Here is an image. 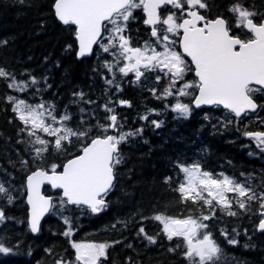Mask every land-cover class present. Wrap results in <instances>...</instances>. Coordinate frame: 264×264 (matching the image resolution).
Segmentation results:
<instances>
[{
    "label": "trees",
    "instance_id": "1",
    "mask_svg": "<svg viewBox=\"0 0 264 264\" xmlns=\"http://www.w3.org/2000/svg\"><path fill=\"white\" fill-rule=\"evenodd\" d=\"M53 2L0 0V68L27 86L24 92H18L7 87L10 81L0 79V184L14 198L9 204L6 197H0V208L5 215L0 222V236L7 237L10 246L19 242L12 254H0V264H54L57 259L74 261L71 242L62 235L67 228L65 216L70 218L73 227L71 241H120L107 250L108 259L102 260V264H188L183 249L168 251L169 247L182 244V238L169 241L162 234V225L150 219L161 212L178 218L198 217L201 212L212 217L203 223L209 226L205 231L212 233L222 249L218 264H264V231L258 230L262 218L260 212L264 210L259 208V201L249 202L250 210L243 211L235 203V194L226 193L233 198L232 210L238 215L228 216L219 206L213 215L203 201L196 204L181 202L179 192L174 190L184 178L177 167L180 163L185 166L199 164L202 171L214 176L223 173L239 183L253 186L257 195L264 193V151L257 147L254 139L244 135L246 131H264V94H254L258 112L240 119L220 107L195 110L191 97H179L190 106L187 117H181L171 111V105L177 99L175 90L167 99H157L150 91L155 88L160 94L167 86V77L157 83L156 76L163 77L158 70L146 72L139 82L133 83V73L124 76L119 72L123 60L112 72L103 67L105 61H115L99 45L90 58L77 60L73 32L56 20ZM234 2L208 0L206 11L212 16L222 14L229 18L232 14L228 8ZM239 2L249 11L264 14V0ZM169 10L166 7L160 12L166 16ZM133 15L136 19L129 21L125 35L130 37L133 46H142L144 41L154 38L143 23L142 10H136ZM175 47L179 51L177 44ZM33 78L36 84L31 83ZM105 80H113V84L109 85ZM194 80L193 72L185 74L184 81ZM191 92L195 90L191 89ZM76 93H83V98L74 95ZM8 96L23 98L31 104H52L57 117L65 112L71 116L65 122L69 127L92 126L93 136L97 134V121L111 123L105 119L110 115L104 110L105 104L114 109L118 123L122 125L119 132L142 129L119 146L124 160L115 169V186L106 197V208L96 215L76 206L67 205L66 210H61L60 193L45 188L44 194L52 198L56 207L43 220L38 235L31 234L25 202L26 176L36 166L49 168L54 162L63 163L70 154H79L80 143L73 137L72 144H65L68 150L65 153H57L50 144L45 159L33 162L32 147L40 146H30L29 141L33 138L19 131L23 125L12 112ZM121 100L130 106L121 105ZM145 114L148 119H141ZM82 120L85 121L83 125ZM153 120L163 123L157 128L151 123ZM38 134L50 142L55 139L42 132ZM109 134L118 133L109 129ZM18 140L21 142L17 143ZM21 158L29 162L26 169L20 164ZM166 178H169L168 183H165ZM140 228L155 236L156 244H150L140 234ZM221 230H226L229 238H235L238 243L229 244Z\"/></svg>",
    "mask_w": 264,
    "mask_h": 264
},
{
    "label": "snow or ice",
    "instance_id": "2",
    "mask_svg": "<svg viewBox=\"0 0 264 264\" xmlns=\"http://www.w3.org/2000/svg\"><path fill=\"white\" fill-rule=\"evenodd\" d=\"M168 6L179 10V14L170 11L165 16L158 11ZM138 9L142 10L145 17L143 23L150 28L151 38L154 39L144 41L142 46H133L130 37L125 33L129 21L136 19L133 13ZM201 9H209L208 0H54L53 2L56 19L73 32L78 44L77 58L91 55L93 46L99 45L100 49L111 55L115 61V63L105 61L103 67L112 72L113 68L123 60L124 64L119 67V72L124 76L133 73L135 76L133 83L139 82L146 72L158 70L163 73V77L158 74L157 83L167 77V86L160 94H157L155 88L150 91L157 99H167L174 95L173 90H175L177 99L175 104L171 105V111L181 117H187L190 106L181 102L179 97L189 96L197 108L202 105L222 106L236 118H242L248 112L257 110L258 104L254 94H264V16L259 22L255 21L252 17L258 13L243 7L239 0L229 5L228 11L232 16L227 19L222 14L212 19L204 15ZM158 25L161 27H157ZM234 28L246 30L245 35L235 32ZM172 37L179 39L174 40ZM177 43L182 51L176 49ZM157 46L163 50L158 51ZM113 49L116 51H112ZM187 72H193L196 79L191 82L184 81ZM0 79L10 81L7 83L9 89L18 92L26 90L27 86L24 82L16 80L3 68H0ZM180 81L184 82L177 87ZM31 83H37L35 78ZM105 83L111 85L113 80H105ZM190 89H194L195 92L189 91ZM74 95L83 98V93ZM7 102L12 105V112L23 125L19 131L26 132L28 137L33 138L29 141L30 146H40L32 147L35 153L32 156L33 162L45 159L44 154L49 151L50 144L57 153H65L68 151L65 144H72L73 137L80 143L79 154H70V158L63 163L54 162L49 168L36 166L26 176V203L30 231L33 234L38 233L42 217L56 207L51 197L42 194L41 186L44 184L50 185L54 190H60L58 199L61 210H66L67 205H73L81 210L86 208L96 214L106 208V197L115 186V169L124 160L119 146L126 142L128 137L139 134L142 129L136 132H119L122 125L118 123L114 109L108 104L104 105V110L110 115L105 119L110 120L111 123L102 124L97 121L95 125L97 134L93 136L92 126L76 129L69 127L65 122L70 120L71 116L65 112L57 117L54 115L55 107L52 104L44 102L31 104L16 96H8ZM86 103H94V101H86ZM120 104L128 105V102L121 100ZM165 107L168 108L169 105L166 104ZM83 111L84 109H81V112ZM207 118L206 116L205 119ZM141 119L147 120L148 115L145 114ZM84 123L85 121L82 120L81 124ZM151 123L159 128L163 122L153 120ZM228 123L231 121L229 120ZM109 129L118 134H109ZM40 132L54 137V141L50 142L42 138L38 134ZM244 135L254 139L257 147L264 151V131H246ZM28 163L27 160L20 159L23 168L26 169ZM177 167L184 174L183 180L174 189L179 192L181 202L191 201L196 204L198 201H203L213 215L216 206H219L228 216H237L238 213L232 210L233 198L226 196V193H233L239 209L248 211L249 202L259 201V208L264 210V193L257 195L251 185L239 183L223 173L214 176L202 171L199 164L185 166L178 163ZM168 182L169 178H166L165 183ZM0 197H6L9 204L13 203L14 198L3 184H0ZM260 216L262 218L259 220L258 230L264 231V211L260 212ZM211 218L203 212L198 217L189 215L186 218H178L163 212L150 217L162 225V234L169 241L182 238L183 243L176 244L175 248L169 247V252L183 249V256L188 264H218L222 249L212 233L205 231L209 226L203 223ZM4 219V211L0 208V222ZM63 220L67 228L62 235L68 237L71 242L75 254L74 261L57 259L54 264H102V260L108 259L107 250L113 244L120 243V241L113 243L71 241L73 235L71 220L67 216L63 217ZM112 227L115 228L116 225L113 224ZM139 231L150 244H156L155 236L148 235L144 228H140ZM221 235L229 244L238 243L235 238H229L226 230H221ZM18 247L19 242L10 246L7 237L0 236V254H12ZM46 251L51 250L46 249Z\"/></svg>",
    "mask_w": 264,
    "mask_h": 264
},
{
    "label": "water",
    "instance_id": "3",
    "mask_svg": "<svg viewBox=\"0 0 264 264\" xmlns=\"http://www.w3.org/2000/svg\"><path fill=\"white\" fill-rule=\"evenodd\" d=\"M162 9V8H161ZM160 9V10H161ZM160 10H158V11H160ZM56 18V17H55ZM57 20V19H56ZM58 21V20H57ZM59 22V21H58ZM60 23V22H59ZM61 25H63V24H61ZM63 26H65V25H63ZM148 27V26H147ZM149 28V27H148ZM150 29V28H149ZM96 46L97 45H94L93 46V52H94V50H95V48H96ZM76 47H77V52H78V44H77V42H76ZM180 51H182L181 49H180ZM77 52H76V58H77ZM93 54V53H92ZM92 54L91 55H89V56H85V57H82V58H77V60H81V59H86V58H90L91 56H92ZM257 103V102H256ZM128 105H125V107H127ZM192 107L195 109V110H200V109H209V108H212V107H214V106H209V105H202L201 107H199V108H197V107H195V104L193 103V101H192ZM220 108H222V109H224L222 106L220 107ZM225 110V109H224ZM258 110H259V105H258V108H257V110L255 111V112H248V113H250V114H255V113H257L258 112ZM114 182H115V180H114ZM25 187H26V182H25ZM45 188H48V189H50L52 192H59L60 193V190H54V189H52L51 188V186L50 185H48V184H44V185H42L41 186V192H42V194H44V189ZM27 191V190H26ZM61 194V193H60ZM45 195V194H44ZM46 196V195H45ZM48 197H50V196H48ZM25 202H26V197H25ZM26 205H27V203H26ZM69 207H73V205H68ZM27 211H28V205H27ZM51 211V210H50ZM50 213V212H49ZM49 213H46L45 214V216L44 217H42V219H41V224H42V222H43V220H44V218L49 214ZM97 214V213H96ZM96 214H94V215H96ZM41 227V226H40ZM31 232V231H30ZM39 233V232H38ZM38 233H36V234H33L32 232H31V234L33 235V236H37L38 235Z\"/></svg>",
    "mask_w": 264,
    "mask_h": 264
},
{
    "label": "flooded vegetation",
    "instance_id": "4",
    "mask_svg": "<svg viewBox=\"0 0 264 264\" xmlns=\"http://www.w3.org/2000/svg\"><path fill=\"white\" fill-rule=\"evenodd\" d=\"M169 11H172V12H177V14H179V10H177V9H172L171 7H170V10ZM204 15H206V16H209L210 18H212V19H215L217 16H212L211 14H208L207 13V11L205 10V9H201L200 10ZM229 14H232V13H230L229 12ZM262 16H264V14L263 15H256V16H254V17H252L255 21H257V22H259L260 20H261V17ZM227 19V18H226ZM234 31L235 32H238L240 35H245V33H246V30H240V29H235L234 28ZM248 35H250V33L248 34ZM179 39V38H178ZM178 48H179V45H178ZM190 62V61H189ZM248 114H250V113H248ZM247 114V115H248Z\"/></svg>",
    "mask_w": 264,
    "mask_h": 264
},
{
    "label": "rangeland",
    "instance_id": "5",
    "mask_svg": "<svg viewBox=\"0 0 264 264\" xmlns=\"http://www.w3.org/2000/svg\"><path fill=\"white\" fill-rule=\"evenodd\" d=\"M250 1H251V0H249V2H250ZM135 11H136V10H135ZM135 11H134V12H135ZM168 12H170V11H168ZM168 12H167V13H168ZM171 12H172V11H171ZM172 39L176 40V37H172ZM177 45H178V43H177ZM157 50H158V51H162L163 49H162L161 47L157 46ZM189 91H191V89H190ZM191 100H192V98H191ZM181 102H182V101H181ZM55 126L58 127V125H55ZM256 145H257V144H256Z\"/></svg>",
    "mask_w": 264,
    "mask_h": 264
},
{
    "label": "bare ground",
    "instance_id": "6",
    "mask_svg": "<svg viewBox=\"0 0 264 264\" xmlns=\"http://www.w3.org/2000/svg\"><path fill=\"white\" fill-rule=\"evenodd\" d=\"M162 9H163V8H162ZM46 196H47V195H46ZM45 218H46V217H45ZM45 218H44V219H45Z\"/></svg>",
    "mask_w": 264,
    "mask_h": 264
}]
</instances>
